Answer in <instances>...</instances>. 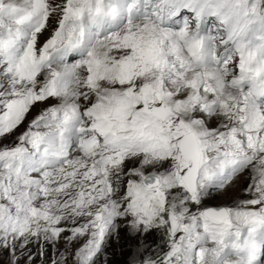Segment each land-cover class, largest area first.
<instances>
[{
    "label": "snow or ice",
    "instance_id": "6c2138e0",
    "mask_svg": "<svg viewBox=\"0 0 264 264\" xmlns=\"http://www.w3.org/2000/svg\"><path fill=\"white\" fill-rule=\"evenodd\" d=\"M117 249L264 264V0H0V264Z\"/></svg>",
    "mask_w": 264,
    "mask_h": 264
},
{
    "label": "rangeland",
    "instance_id": "374dc122",
    "mask_svg": "<svg viewBox=\"0 0 264 264\" xmlns=\"http://www.w3.org/2000/svg\"><path fill=\"white\" fill-rule=\"evenodd\" d=\"M159 242H160V241H159V237H157V243H159ZM119 252H120V249H117V253H118V255H117V257H116V260H117L118 264H123V261H124L127 257L122 256V255H119Z\"/></svg>",
    "mask_w": 264,
    "mask_h": 264
}]
</instances>
